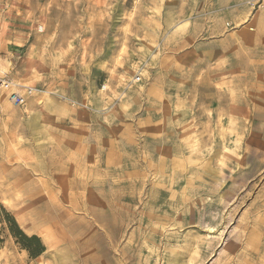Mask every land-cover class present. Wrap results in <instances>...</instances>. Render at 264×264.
I'll list each match as a JSON object with an SVG mask.
<instances>
[{"label": "rangeland", "instance_id": "1", "mask_svg": "<svg viewBox=\"0 0 264 264\" xmlns=\"http://www.w3.org/2000/svg\"><path fill=\"white\" fill-rule=\"evenodd\" d=\"M263 9L0 0V264H264Z\"/></svg>", "mask_w": 264, "mask_h": 264}, {"label": "trees", "instance_id": "2", "mask_svg": "<svg viewBox=\"0 0 264 264\" xmlns=\"http://www.w3.org/2000/svg\"><path fill=\"white\" fill-rule=\"evenodd\" d=\"M10 230L12 234L20 241L24 248L30 253L32 258H37L45 252V247L42 245L40 239L37 236L28 237L19 228L14 220L9 216ZM34 247L35 250H34Z\"/></svg>", "mask_w": 264, "mask_h": 264}, {"label": "crops", "instance_id": "3", "mask_svg": "<svg viewBox=\"0 0 264 264\" xmlns=\"http://www.w3.org/2000/svg\"><path fill=\"white\" fill-rule=\"evenodd\" d=\"M245 15L244 17H247V15L249 14V11H244ZM229 17H232V15H227ZM243 17V18H244ZM240 18V17H239ZM250 25L255 26L254 29L256 30V36L259 38L260 40V44L263 47L262 49L264 50V9L258 11L255 15H253L251 21H250ZM8 78L10 80H12L13 78L10 76V74H7ZM2 89V88H0ZM21 93V92H20ZM30 96L27 97L26 100H29ZM31 103V102H29ZM17 106V105H16Z\"/></svg>", "mask_w": 264, "mask_h": 264}, {"label": "built area", "instance_id": "4", "mask_svg": "<svg viewBox=\"0 0 264 264\" xmlns=\"http://www.w3.org/2000/svg\"><path fill=\"white\" fill-rule=\"evenodd\" d=\"M11 80L8 78V76L0 74V88L5 89L8 88L11 84ZM26 92L23 95L22 93L16 91L12 94L10 97V101L17 106L23 105L26 102L27 97L32 96L34 93V89L29 87L25 88Z\"/></svg>", "mask_w": 264, "mask_h": 264}, {"label": "bare ground", "instance_id": "5", "mask_svg": "<svg viewBox=\"0 0 264 264\" xmlns=\"http://www.w3.org/2000/svg\"><path fill=\"white\" fill-rule=\"evenodd\" d=\"M7 73L6 70H4L3 66L1 65V61H0V74H4ZM17 83L16 82H11L10 86L8 87V89H10L8 95H12V93H14L17 89ZM184 146V145H183ZM184 162V161H183ZM176 166V165H175ZM180 167V166H179ZM181 168V167H180ZM180 172H184V171H180ZM210 236V235H209ZM211 237V236H210Z\"/></svg>", "mask_w": 264, "mask_h": 264}]
</instances>
